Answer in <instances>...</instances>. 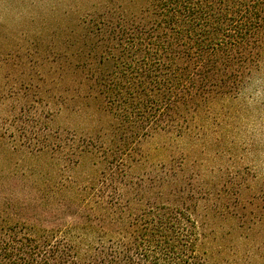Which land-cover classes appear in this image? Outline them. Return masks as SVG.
<instances>
[{
    "label": "rangeland",
    "instance_id": "obj_1",
    "mask_svg": "<svg viewBox=\"0 0 264 264\" xmlns=\"http://www.w3.org/2000/svg\"><path fill=\"white\" fill-rule=\"evenodd\" d=\"M138 4L5 0L0 7V248L34 240L57 259L79 240L124 235L107 220L120 184L122 204L143 197L136 210L190 207L207 264H264V201L253 196L264 189V37L239 79L242 90L196 96L179 122L161 117L113 157L104 141L115 139L118 122L88 86L104 67L83 50L115 44L113 35L139 18Z\"/></svg>",
    "mask_w": 264,
    "mask_h": 264
},
{
    "label": "trees",
    "instance_id": "obj_2",
    "mask_svg": "<svg viewBox=\"0 0 264 264\" xmlns=\"http://www.w3.org/2000/svg\"><path fill=\"white\" fill-rule=\"evenodd\" d=\"M140 2L139 18L113 35L115 44L83 50L87 61L104 67L88 86L96 91L93 97L106 101L118 122L115 139L104 141L115 145L108 149L113 157L127 151L131 139L158 126L161 117L170 125L179 122L181 108L195 109L196 96L216 92L225 96L242 90L245 86L239 79L244 67L258 56L264 37V0ZM110 61L114 67L107 71L104 63ZM230 80L236 85L225 89ZM126 194L118 184L116 202L107 206L108 225L121 224L124 235H106L107 240L97 243L79 240L72 251L57 259L34 240H11L0 248V264H207L198 255L199 232L190 207L146 203L136 210L133 205L143 197L122 204ZM186 196L189 202L196 200ZM253 196L264 201V189ZM116 213L117 219L110 218Z\"/></svg>",
    "mask_w": 264,
    "mask_h": 264
},
{
    "label": "clouds",
    "instance_id": "obj_3",
    "mask_svg": "<svg viewBox=\"0 0 264 264\" xmlns=\"http://www.w3.org/2000/svg\"><path fill=\"white\" fill-rule=\"evenodd\" d=\"M5 3V0H0V7H2ZM13 15H15V13H13ZM253 131H256L255 129H253Z\"/></svg>",
    "mask_w": 264,
    "mask_h": 264
}]
</instances>
